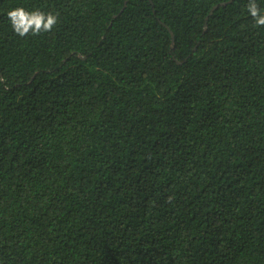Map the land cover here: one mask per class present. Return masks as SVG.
Masks as SVG:
<instances>
[{
  "label": "trees",
  "instance_id": "1",
  "mask_svg": "<svg viewBox=\"0 0 264 264\" xmlns=\"http://www.w3.org/2000/svg\"><path fill=\"white\" fill-rule=\"evenodd\" d=\"M248 2L0 0V264H264Z\"/></svg>",
  "mask_w": 264,
  "mask_h": 264
},
{
  "label": "clouds",
  "instance_id": "2",
  "mask_svg": "<svg viewBox=\"0 0 264 264\" xmlns=\"http://www.w3.org/2000/svg\"><path fill=\"white\" fill-rule=\"evenodd\" d=\"M249 16L256 26H264V13H262L256 0H249L247 5ZM7 18L13 31L21 38L50 32L58 23V15L39 10L27 11L23 7H16L8 11Z\"/></svg>",
  "mask_w": 264,
  "mask_h": 264
}]
</instances>
